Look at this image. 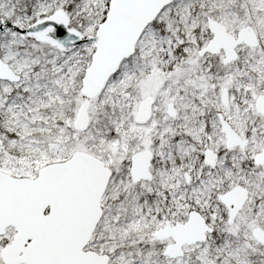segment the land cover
Listing matches in <instances>:
<instances>
[{
    "label": "snow or ice",
    "instance_id": "obj_1",
    "mask_svg": "<svg viewBox=\"0 0 264 264\" xmlns=\"http://www.w3.org/2000/svg\"><path fill=\"white\" fill-rule=\"evenodd\" d=\"M0 264H264V0H0Z\"/></svg>",
    "mask_w": 264,
    "mask_h": 264
}]
</instances>
